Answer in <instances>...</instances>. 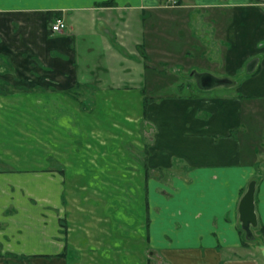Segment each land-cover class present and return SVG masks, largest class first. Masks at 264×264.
Segmentation results:
<instances>
[{"label": "crops", "instance_id": "crops-1", "mask_svg": "<svg viewBox=\"0 0 264 264\" xmlns=\"http://www.w3.org/2000/svg\"><path fill=\"white\" fill-rule=\"evenodd\" d=\"M164 4L0 0V264H104L106 257L105 264H264L256 244L264 235V0H181L170 11ZM158 13L169 23L172 13L188 14L190 27L159 25L151 41L150 16ZM56 18L66 24L61 32L50 28ZM135 49L142 73L151 58L163 71L155 77L177 79L174 95L150 96L151 85L146 96L160 101L144 103ZM183 60L188 70L234 83L211 87L217 93L178 86ZM135 98L146 191L141 206H130L137 218L125 216L120 230L102 208L93 222L74 223L65 161L48 167L38 158H70L72 115L80 129L84 115L99 116L103 99L130 109L125 101ZM72 100L84 105L66 106ZM155 171L166 173V190L157 189ZM252 179L261 233L253 229L247 240L237 208Z\"/></svg>", "mask_w": 264, "mask_h": 264}, {"label": "rangeland", "instance_id": "rangeland-1", "mask_svg": "<svg viewBox=\"0 0 264 264\" xmlns=\"http://www.w3.org/2000/svg\"><path fill=\"white\" fill-rule=\"evenodd\" d=\"M165 7L166 10L170 11L173 10V7L175 6ZM176 13H178V11H176ZM176 13H172L174 15L170 17V19H173L172 21H170V23L167 18H162L159 13L156 14L157 16L154 14L150 16V19H153L155 17L153 20H151L152 25L149 30V36H151L152 38L150 39L151 41H153L154 37L157 36V33L159 32V25H161L163 28L164 25H166L165 27L176 26L177 28L184 27L189 29L191 21L190 16H188V14L180 15ZM141 26L142 19L140 18V16L138 17L137 15L134 28L140 34L142 30H140L139 27ZM138 38L140 41H142L141 36H138ZM134 53L136 55V67L135 69H133V76L135 78L134 82L135 84L139 85V88L142 89L143 94L146 96V88H150L151 85H153V89L150 91V93H148L150 96L174 95L176 89L171 86L174 85V81H177V79L174 77L170 78V76L166 75H160L155 77V71H163L159 70L161 67L158 66L156 68H153L154 63L157 64V61L151 58L145 60L144 64L148 62L150 63V66H145L146 74H144V72L142 73V67L139 64L140 56L138 52H136V49ZM155 58L158 57L155 56ZM170 61L173 60L170 59ZM183 62L185 66L181 69V71L186 76L182 74L179 75L181 80L176 82L178 86L181 83L184 86L190 83L191 87L195 89V92H208L210 90L212 92L213 90V92L217 93L218 90H221L219 89L220 87H216L211 88L207 91H201L198 83L193 78L188 76L192 72V70H188L186 68L187 63H189V61L183 60ZM167 79L168 82L165 83ZM138 80H140V82ZM170 81L172 82V84L170 83ZM164 84L166 88H163ZM166 84L170 85V87H168ZM195 92H193V94H201ZM144 99L148 101L156 100H154V98H148L147 96L144 97ZM159 99L160 98H158L156 102L160 101ZM78 100H72V103H68L66 101L64 102L66 106L70 105L71 108L83 106L84 104H82ZM139 100H141V98L126 100L125 102H128L131 106L133 105V107L130 109H121V105L118 104L119 100L103 99L101 104L103 108L102 111L99 113V116H94L93 118H91L89 116L84 115L81 119L82 126L80 129L78 126L79 123L77 117L72 115V130L70 134L71 146L70 148L65 147L64 149L65 152L68 153L70 158H48V160L46 158H38V162H40V164H43L45 162L44 166L48 167L58 166L59 168H62L63 164L61 161H65L64 168H66L65 171L67 172V175L65 176V182L67 185V191L68 189L70 190V195H66V197H69L70 199V217L71 220H74V223L76 222L78 224L79 222L77 221L80 218H85V221H88V223L93 222L95 217H97V215L101 212L100 210H102V208V214L106 218L113 219L115 223H118L115 226L120 230H125L126 228V222H124V219H130L129 217H131L136 220L137 217L133 215V212L137 213L139 211L132 210L130 206H132V204H134L136 200H140L141 206V203L143 202V197L146 196V191L144 192V180L141 178L142 175L139 173V171H143L144 165L142 161V151L144 150V147L142 146V131L144 129V123L140 118L141 105H139L138 103ZM90 101L91 100H88L87 102ZM85 122H88V126L84 125ZM85 128H87V132L85 131ZM82 132L84 134L83 136ZM99 140L101 141L99 142ZM80 142L82 144L83 142L90 143L91 145H93V147H85L84 145L80 147ZM93 142H95L96 145L92 144ZM131 154H134L136 159L132 158V156H130ZM139 156L140 158H138ZM26 159L27 158H20V160ZM29 159L34 160V158ZM40 166L43 167L42 165ZM0 167L4 168V165H1ZM162 172L159 173L155 171L151 174V176L158 178L156 179L158 183L161 182L160 184L155 183L157 185V189L160 187H164L163 189H165L167 185L170 186V184H167L170 183V181L166 178V173ZM162 183L166 185L161 186L163 185ZM36 200L37 199H34V201H32L37 202ZM113 203L114 208L112 209L115 210L109 208L110 205ZM116 204H118L117 206L119 207H117ZM138 222L140 221L138 220ZM166 228L170 229L169 226H167ZM138 229L139 228H137L136 231ZM254 230L256 236H260L259 234L262 232V236L260 238L256 237L258 239L256 244L264 248L263 231L261 230L260 232L258 226L255 227ZM146 247V245L143 247V255H145V253L147 254ZM151 249H155L153 245H151ZM263 253L264 252H262L261 254L258 253L257 257L260 258L261 261L264 263ZM142 258L143 256L141 257V259ZM103 261L107 263V257L104 258Z\"/></svg>", "mask_w": 264, "mask_h": 264}, {"label": "water", "instance_id": "water-1", "mask_svg": "<svg viewBox=\"0 0 264 264\" xmlns=\"http://www.w3.org/2000/svg\"><path fill=\"white\" fill-rule=\"evenodd\" d=\"M255 62L256 60L253 61L252 65ZM190 75L194 76L195 81L201 89H208L219 85H231L234 83V80L229 77H217L208 72H198L195 69L192 70ZM256 182L255 179L248 182L246 190L239 199L237 208L241 228L244 230V235L247 240L255 239L253 228L258 226V218L255 211Z\"/></svg>", "mask_w": 264, "mask_h": 264}, {"label": "built area", "instance_id": "built-area-1", "mask_svg": "<svg viewBox=\"0 0 264 264\" xmlns=\"http://www.w3.org/2000/svg\"><path fill=\"white\" fill-rule=\"evenodd\" d=\"M165 5L166 6H176L177 0H165ZM65 27H66V24L64 20L61 18H56L54 22H52L50 28L53 32H61Z\"/></svg>", "mask_w": 264, "mask_h": 264}, {"label": "trees", "instance_id": "trees-1", "mask_svg": "<svg viewBox=\"0 0 264 264\" xmlns=\"http://www.w3.org/2000/svg\"><path fill=\"white\" fill-rule=\"evenodd\" d=\"M181 4V0H177V5ZM141 51H139L141 53V55L145 58V53L142 51V49L140 48ZM147 66V65H145ZM147 101L146 99H144V103L147 104ZM242 229V228H241ZM242 231L244 232V230L242 229Z\"/></svg>", "mask_w": 264, "mask_h": 264}, {"label": "flooded vegetation", "instance_id": "flooded-vegetation-1", "mask_svg": "<svg viewBox=\"0 0 264 264\" xmlns=\"http://www.w3.org/2000/svg\"><path fill=\"white\" fill-rule=\"evenodd\" d=\"M192 78L195 80L194 76H192Z\"/></svg>", "mask_w": 264, "mask_h": 264}]
</instances>
